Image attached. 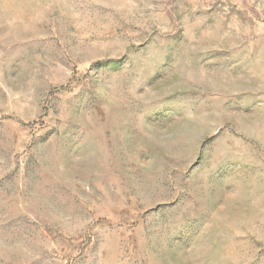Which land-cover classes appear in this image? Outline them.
Instances as JSON below:
<instances>
[{
    "label": "rangeland",
    "instance_id": "rangeland-1",
    "mask_svg": "<svg viewBox=\"0 0 264 264\" xmlns=\"http://www.w3.org/2000/svg\"><path fill=\"white\" fill-rule=\"evenodd\" d=\"M0 264H264V0H0Z\"/></svg>",
    "mask_w": 264,
    "mask_h": 264
}]
</instances>
